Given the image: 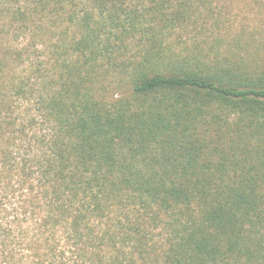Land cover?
Wrapping results in <instances>:
<instances>
[{"label":"trees","instance_id":"trees-1","mask_svg":"<svg viewBox=\"0 0 264 264\" xmlns=\"http://www.w3.org/2000/svg\"><path fill=\"white\" fill-rule=\"evenodd\" d=\"M227 0H0V264H264V69Z\"/></svg>","mask_w":264,"mask_h":264},{"label":"rangeland","instance_id":"rangeland-1","mask_svg":"<svg viewBox=\"0 0 264 264\" xmlns=\"http://www.w3.org/2000/svg\"><path fill=\"white\" fill-rule=\"evenodd\" d=\"M219 24L218 47L233 59L251 60L250 70L264 69V0H227Z\"/></svg>","mask_w":264,"mask_h":264}]
</instances>
